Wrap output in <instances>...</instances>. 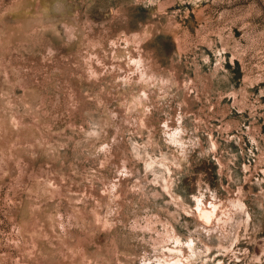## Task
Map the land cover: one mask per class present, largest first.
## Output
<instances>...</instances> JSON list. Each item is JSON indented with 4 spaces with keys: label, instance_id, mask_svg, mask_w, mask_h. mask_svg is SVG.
I'll list each match as a JSON object with an SVG mask.
<instances>
[{
    "label": "rangeland",
    "instance_id": "1",
    "mask_svg": "<svg viewBox=\"0 0 264 264\" xmlns=\"http://www.w3.org/2000/svg\"><path fill=\"white\" fill-rule=\"evenodd\" d=\"M173 263L264 264V0H0V264Z\"/></svg>",
    "mask_w": 264,
    "mask_h": 264
},
{
    "label": "bare ground",
    "instance_id": "2",
    "mask_svg": "<svg viewBox=\"0 0 264 264\" xmlns=\"http://www.w3.org/2000/svg\"><path fill=\"white\" fill-rule=\"evenodd\" d=\"M131 37V36H130ZM125 38V37H124ZM134 59V58H133ZM132 60V59H131ZM137 62V61H136ZM173 137V136H172ZM171 170V169H170ZM169 191V190H168ZM199 197H200V195H199ZM197 199L199 200V209H200V211H198V213L200 212V215H201V217L203 218V219H205V221L206 220H214L215 218H217L218 216H220L219 214H220V212H221V210L220 209H218L219 207H218V203L217 202H212V205L211 206H208L205 202H204V200L202 199V200H200L198 197H197ZM196 199V200H197ZM198 203V202H197ZM203 203H205V205L203 204ZM203 204V205H202ZM244 204V203H243ZM220 210V211H219ZM199 215V214H198ZM196 256V255H195ZM175 260V259H174ZM182 262V261H181ZM173 264H177V263H173Z\"/></svg>",
    "mask_w": 264,
    "mask_h": 264
}]
</instances>
